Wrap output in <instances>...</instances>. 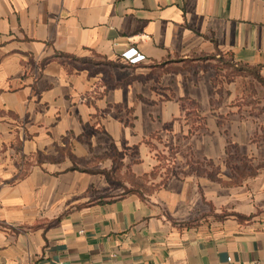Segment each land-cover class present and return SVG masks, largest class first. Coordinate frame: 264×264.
I'll use <instances>...</instances> for the list:
<instances>
[{
  "label": "crops",
  "instance_id": "1",
  "mask_svg": "<svg viewBox=\"0 0 264 264\" xmlns=\"http://www.w3.org/2000/svg\"><path fill=\"white\" fill-rule=\"evenodd\" d=\"M219 60L264 76V0H0V264H264V166L220 164H264V106Z\"/></svg>",
  "mask_w": 264,
  "mask_h": 264
},
{
  "label": "rangeland",
  "instance_id": "2",
  "mask_svg": "<svg viewBox=\"0 0 264 264\" xmlns=\"http://www.w3.org/2000/svg\"><path fill=\"white\" fill-rule=\"evenodd\" d=\"M217 66H210V68H213L215 70L218 71L221 70L223 75H227V77L224 78L223 76V81H227L230 82L233 77H235V75L233 73H235V69L239 68L238 65H236L234 62H231L229 60L224 61V63H218L215 64ZM202 68H207L209 66H201ZM233 74V75H232ZM228 75L230 77H228ZM240 75H250V77L253 78V81L250 83L245 81L246 83L244 84L245 89L249 92V90H253L254 92V96H255V104L257 107H262L264 106V85L262 83H260V79L264 80V76L261 75L260 71L257 68H246V69H242V71L240 72ZM250 86V87H249ZM252 87V88H251ZM260 126V124H259ZM264 126V125H263ZM258 134L256 137L257 141H263L264 140V127L260 128L258 127L257 129V133ZM167 157V155H165ZM170 156V155H169ZM170 162V161H169ZM183 162V161H182ZM166 165L169 164V166H173V169L177 170V171H182L184 169V167L181 165V161L180 163L176 162L175 165H173V163H167L164 162ZM163 163V164H164ZM222 165V173H223V177H225V179H227L228 181L233 179L235 180V182L239 181L241 176H243L244 174L246 175V173L250 174V176L253 174L254 170L253 168H258V167H263L264 164H258L255 162H251V163H247V162H235L227 157H225L223 160H221ZM201 170H203V168L205 167H212L209 164H204L201 166ZM214 171L215 169L212 168ZM262 169V168H261ZM253 171V172H252ZM163 172H165L163 170ZM203 173V172H201ZM252 173V174H251ZM258 176V175H257ZM239 177V178H238ZM251 178V177H250ZM134 181V180H133ZM247 181V179H246ZM142 184V186L145 185L144 181L139 182ZM241 188L238 189L239 192H245L247 191V187L248 185H241ZM237 188V187H236ZM132 189V188H131ZM145 189V188H144ZM234 190V187H229L226 188L225 191H231ZM234 195L228 194V195H223V201L225 202V206L222 211H218L216 212L215 209L211 207L209 212L203 213L202 214V218H205L206 221L209 220H223L222 217H224V219H226L227 217H229L232 213V211H230V205H231V198H233ZM229 202V203H228ZM227 208V209H226ZM219 216V217H217ZM220 216H222L220 218Z\"/></svg>",
  "mask_w": 264,
  "mask_h": 264
},
{
  "label": "trees",
  "instance_id": "3",
  "mask_svg": "<svg viewBox=\"0 0 264 264\" xmlns=\"http://www.w3.org/2000/svg\"><path fill=\"white\" fill-rule=\"evenodd\" d=\"M68 57H70V58H74L75 59V57H73V56H68ZM81 61H83V62H86L87 60H85V59H80ZM219 63H224V61H221V60H219ZM215 66H217V65H214V67ZM242 69H244L242 66H239V68H236L235 69V73H233L234 75H236V74H240V72L242 71ZM217 72H219V74L217 73V78H215L213 81H214V85H218V83H222V80L220 79L219 80V76L220 75H222V76H224V78L225 77H227V75H223L222 73H220V72H222L221 70H219L218 69V71ZM232 74V75H233ZM228 77H230L229 75H228ZM227 81H229V80H227ZM260 83H262L263 85H264V80L263 79H260ZM262 111H264V108H263V110ZM107 176H108V174H107ZM110 176H108V178H109ZM109 180H111L110 178H109ZM135 190L132 188V189H128V188H126V190H125V193L124 194H126V193H132V192H134ZM233 215H235L239 220H241V221H248V220H250L253 216H246V215H241V214H233ZM217 217H219V216H217ZM222 216H220V218H221ZM222 219H224V217H222Z\"/></svg>",
  "mask_w": 264,
  "mask_h": 264
},
{
  "label": "built area",
  "instance_id": "4",
  "mask_svg": "<svg viewBox=\"0 0 264 264\" xmlns=\"http://www.w3.org/2000/svg\"><path fill=\"white\" fill-rule=\"evenodd\" d=\"M122 58L129 65H138L147 59L144 54L140 53L135 48H131V49L124 51L122 53Z\"/></svg>",
  "mask_w": 264,
  "mask_h": 264
}]
</instances>
